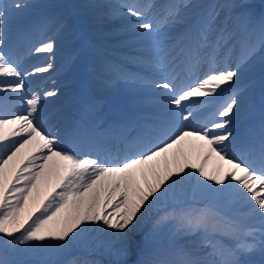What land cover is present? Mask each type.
Instances as JSON below:
<instances>
[{
    "label": "snow or ice",
    "instance_id": "6c2138e0",
    "mask_svg": "<svg viewBox=\"0 0 264 264\" xmlns=\"http://www.w3.org/2000/svg\"><path fill=\"white\" fill-rule=\"evenodd\" d=\"M27 7L24 0H0V264H28L17 259L28 253L62 252L90 223L102 231L113 230L109 235L115 240L106 251L121 258L118 264H127L123 258L131 251L129 234L143 213L174 198L189 180L218 198L245 206V215L256 219L259 227L211 210L195 217L188 214V231L203 228L215 239L202 240L200 251L175 244L165 251L141 248L134 264H249L242 257L256 251L264 255V103L259 135L245 140L238 130L251 87L241 85V79L258 54L264 90V15L253 21L247 5H229L240 26L237 38L226 29L213 35L216 9L186 32L174 31L188 25L192 0H172L162 12H153L151 3L117 5L133 18L124 31L143 40L147 54L137 60L151 73L127 79L149 85L161 111L156 119L146 118L137 126L136 136L128 141L131 154L114 158L79 126L60 132L47 126L44 102L58 96L59 89L55 83L32 88L29 77L54 70L55 35H46L45 24L39 29L42 38L30 41L23 52L15 43H5L7 25ZM177 49L184 56L183 74L175 70L171 55ZM40 54H47L43 63L24 67L26 56ZM190 151L197 153L196 160ZM213 158L218 163L209 173L206 166ZM224 237L233 243H224ZM117 242L119 247H114ZM205 247L212 251L204 253ZM217 254L219 260L204 258ZM65 264L91 262L72 258Z\"/></svg>",
    "mask_w": 264,
    "mask_h": 264
},
{
    "label": "bare ground",
    "instance_id": "6f19581e",
    "mask_svg": "<svg viewBox=\"0 0 264 264\" xmlns=\"http://www.w3.org/2000/svg\"><path fill=\"white\" fill-rule=\"evenodd\" d=\"M24 2L28 4V7L23 9L19 15L14 16V18L7 25L8 35L5 43H15L19 50L23 52L29 46L30 41L39 40L42 38L39 29L45 24L48 27L46 35H55L57 51L54 59V67L58 65L61 66L49 73L38 75L36 77H29L30 87L32 88H35L37 85H39L41 88H51L53 87V83H55V86L59 89V95L56 96L57 100H54L56 97H53L44 102V115L47 126L51 131L60 132L65 128L76 125L94 135L92 132V124L96 123L93 126L96 127L97 125H101V129L99 130L101 137L108 138L111 135L110 130L112 128H116L119 124L129 123L131 120L137 121L135 117L137 113L139 116L143 117V120L150 118L145 115L149 111L145 110L146 108H142L143 105H150L154 107L153 109L161 111L153 100V93L145 92L139 94L138 91L141 86L138 84V82L127 79L128 76H132L131 74H128L126 75L125 80L118 81L117 85L125 86L126 93L129 92L130 94L128 93L129 95L119 100L118 106L120 107L106 103L104 110L105 114L107 115H101L97 117L94 111L95 107L102 101L111 100L113 97L112 94L106 89L105 85V83L110 80H108V78L111 77L112 74L108 73L110 70L108 72L104 70L106 68L104 60L100 54L88 55L86 64L84 66V54L82 47L91 48V44L89 45L86 37H95L100 39L101 37L98 36L100 30H105L108 28V26L111 27L109 29H112L115 27V25H103V23L100 21V23H98L96 26L102 27H98L97 30L91 31L86 30L85 28L80 29L77 26V19L72 17V14L68 13V9L71 6V2L69 0H60L59 2H53L50 0H24ZM170 2H172V0H165V3H163V0L132 1V3H153V12H162L163 6ZM262 2H264V0H257L255 4L260 5ZM192 3L193 5L194 3H198V0H192ZM232 3H234L233 0H210L208 5L203 10L202 17H205L213 9H216L219 13L213 22V35L222 29H226L228 32H234L238 38L240 26L235 18L231 15L230 8L228 7L229 5H232ZM82 4L90 5V3L87 2H82ZM117 5H119V3L113 0L110 4V9L113 12L122 11V8L117 7ZM217 6L219 7L217 8ZM195 9H197V5L196 7L194 6L190 12L195 11ZM87 10L88 8L84 7L82 10L78 11V14L85 13ZM261 13L264 15V8L261 10ZM78 14L76 12V15ZM80 16L83 18L82 15ZM260 17L261 15H258L257 19L255 17L252 18L253 21H258ZM192 18L189 20L188 25H181L174 31L186 32L194 21ZM52 21H54L53 26L50 25ZM61 24L63 27L58 33H56L57 27ZM120 24L126 25L129 24V22H120ZM63 28L68 30V39H63L61 36V30ZM120 39L121 38H118V40ZM113 41L116 40L113 39ZM94 42L96 43V48L98 50L105 48L104 41L97 40ZM141 45H144L143 41L135 40L128 46L137 47ZM238 53L239 49L237 48L236 53L233 54V58H235V55ZM46 55L47 54H40L39 57L35 55L26 56L24 58V67L30 68L32 64L43 63V57ZM182 70L184 73L187 71L184 68V65ZM52 75L55 77H52ZM150 75L151 73L148 71L147 74L142 76L149 77ZM82 76L83 78L81 82L84 83V90L83 92H80L79 81ZM260 77L261 64L260 56L258 54L255 58H253L252 61L249 62V65L246 67L244 75L241 79V85L251 83V87L248 89V95L245 99L244 108L239 117L240 122L238 124V130L245 140L259 135L260 112L262 103H264V90H262L261 87ZM257 92L261 93L260 95L262 96V102L258 105L252 103L254 102V99L256 100L258 97ZM95 95H100V97L103 98L98 97L95 100V98L91 97ZM121 106H124L125 108L120 109ZM154 112L155 111H152V113ZM158 113L159 112H155L154 114L157 115ZM246 115L247 117H244ZM138 125H141V123ZM104 144L105 142L102 143V151L109 150V146ZM129 148L130 146L123 150L116 149L113 151L111 156L118 158L126 154H131ZM189 154L193 160H196L197 153L190 151ZM167 156L168 160L171 162L173 159V153L169 152ZM217 163L218 161L213 158L208 162L206 170L209 173H212ZM171 166L173 169L175 168L174 163H172ZM163 167L164 161L163 157H161V170ZM225 170H227V165H225ZM148 178L151 180V175H149ZM193 181L195 180H189L188 184L186 182L183 185L182 192H178L174 198H169L166 201L157 203L146 213H143V209L141 210L143 213V218L140 219V222L136 225L135 229L129 234V239L131 241V251L127 257L138 253V249L145 241V237L148 239V236L153 234L163 235L166 237L168 242L170 241L167 245V250H169L170 247L175 244L184 246L189 250L196 249L197 251H200L199 246L202 240L206 238L215 239L210 231H206L203 228L194 230L195 233L191 235L192 233H187L188 230L186 227H184L186 215L190 214L191 216L195 217L201 212H204V209H202L199 213H193V207L195 206L192 205L198 199V197L194 196L195 188L191 189L190 184H192ZM140 183L142 186H144L143 178L140 179ZM207 183L209 182L206 181V184ZM195 187L196 191H199V187H197L196 184ZM232 203L234 207L238 206L239 209L246 208L240 203ZM109 211H111V209H109ZM245 213L246 212L243 214L240 213L239 216H241V219H239V222L241 224L243 223L245 226L259 227V222L254 218L246 216ZM165 214H168L167 219L164 220L163 223L158 224L157 222L161 217L165 216ZM139 216L140 214L138 213V217ZM145 225L149 226V228L146 229L145 232L142 230L143 232L140 233V228L142 226L144 227ZM82 227L84 226L82 225ZM100 229V225L90 223L87 226V231L83 234V236L75 241L72 245L64 249V251H66V258L62 264H65L66 261L72 258H75L79 261L87 260L91 262V264H108L106 258H99L102 255L107 257L114 256V258L118 260L119 257L106 251V247L109 242H113L115 240V237L109 235V233H111L113 230L107 229L102 231ZM257 235L259 234L257 233ZM193 241L197 242L198 244H193ZM216 242L219 244L221 241L216 240ZM114 247H119V243H115ZM142 248H145V246ZM202 251L204 253H210L212 249L205 247ZM92 256L94 258H92ZM204 258L208 260H219L220 256L218 254L208 255ZM242 258L246 259L249 264H264V255H262L259 251L251 253ZM28 264H36V262L30 261ZM127 264H133V262L131 260H127Z\"/></svg>",
    "mask_w": 264,
    "mask_h": 264
},
{
    "label": "rangeland",
    "instance_id": "374dc122",
    "mask_svg": "<svg viewBox=\"0 0 264 264\" xmlns=\"http://www.w3.org/2000/svg\"><path fill=\"white\" fill-rule=\"evenodd\" d=\"M53 2H59L60 0H50ZM71 2V6L68 9V13L72 14V17H75L77 19V26L81 29H86V30H97L98 27L102 26H96L98 23H103V25H115L114 28H111L108 26L107 29L105 30H100L98 33V36L101 37L100 39H97L95 37H86L87 42H89V45L91 44V48H86L82 47V51L84 54V66L87 61L88 55L94 54V55H101L105 68L104 69L106 72L110 70L111 77L108 78L109 81L105 83L106 89L112 94V99L111 100H104L102 101L99 105L95 107V112L97 113L98 116L104 115L105 110L104 106L106 103L113 104L116 107H119V100L123 97H126L129 95L125 91V86L122 85H117V82L120 80H125L126 75L131 74V75H139L142 76L144 74L148 73V69L146 66L142 65L141 63L138 62L137 58L141 57L142 55H146L147 53L145 52L144 45L137 46V47H129L128 45L132 43L135 40H141L139 37L135 36L134 34H129L125 33L124 31V26L125 24H120L122 23H127L130 22L133 18L130 16H127L124 13V9L119 12H113L110 9V4L112 3L113 0H69ZM115 2H118L119 4H131L133 0H114ZM200 3L203 0H198V3H194V6L197 9L195 11L190 12L191 18L194 19L193 23L191 24L194 25L196 22H198L202 18V12L205 9V7L208 5L210 0H204L201 4ZM257 0H233L234 3L232 4H244L247 5V11L251 14L252 17H255L256 19L258 18V15H263L261 13V10L264 8V2H262L260 5L255 4ZM82 2H87L90 3L87 5H83ZM163 3H165V0H163ZM143 4V3H141ZM153 4V3H151ZM199 6V7H198ZM254 6V7H253ZM84 7L88 8V10L85 13L78 14L79 10H82ZM76 12L78 15H76ZM161 12V11H160ZM197 14V15H196ZM74 15V16H73ZM83 18H81V16ZM51 26L54 25V21L50 23ZM61 36L63 39H68V30L66 28H63L61 30ZM118 38H121L118 40ZM115 39L116 41H113ZM101 40L105 42V48H102L101 50H98L96 48V43L94 41ZM92 42V43H91ZM82 44V42H81ZM172 57H174V66L175 70L178 73H184L182 68H183V53L177 49L176 51L172 52ZM61 65H58L54 67L55 69H58ZM86 68V67H85ZM53 70V71H54ZM52 77H55L52 75ZM83 76L80 78L79 81V91L83 92L84 90V83L81 82ZM138 84L141 86L139 89L138 93H153V89L149 85L141 84L138 82ZM261 93L257 92V99H254L253 104H260L262 102V96L260 95ZM97 96V97H96ZM74 97V96H73ZM92 98H98L100 95H95L91 96ZM103 98V97H100ZM54 100H57V97L54 98ZM118 100V102H117ZM63 101V100H60ZM154 107L151 106V110L157 111L156 109H153ZM160 112V111H159ZM152 119H156L157 115H148ZM244 117H247L244 116ZM206 183V181H204ZM211 183V182H209ZM188 184V181H187ZM186 184V186H187ZM191 185V189L195 188V193L194 196L198 197L197 201L193 203V213H199L200 210L204 209V211L211 210L213 212H219L222 215L229 216L233 219L238 218L241 219L240 213L242 209H239L238 206L234 207L233 203L230 202L227 199L223 198H218L215 195H213L209 190L207 189H200L198 188L199 191H196L195 187V182H193ZM243 214V213H242ZM209 222H213V218H209ZM246 222V221H245ZM244 222V224H245ZM243 224V223H242ZM185 227V226H184ZM149 226H142L140 228V233L145 232L146 229H148ZM143 230V231H142ZM187 233L193 235L195 231H188ZM211 233V232H210ZM185 236V235H182ZM149 238L147 239V244H145V241L140 245L141 247L138 249L140 250L143 246L149 251L152 250H167V245L169 244L168 240L166 239L165 236L159 235V234H153L149 235ZM224 243L226 244H231L233 241L227 237L223 238ZM228 240V241H226ZM193 244H198L197 242L193 241ZM139 252V251H138ZM138 253H135L133 256H129L127 258H123L126 261L131 260L134 264V261L137 259ZM99 257V256H97ZM66 258V251H62L59 253H47V252H38V253H28L21 255L17 257L18 260L20 261H26V262H40V261H51L54 262V264H62ZM92 258H94L92 256ZM100 259L106 258L108 264H117L118 260L121 258H118L116 260L114 256L107 257V256H100ZM62 259V260H61Z\"/></svg>",
    "mask_w": 264,
    "mask_h": 264
}]
</instances>
